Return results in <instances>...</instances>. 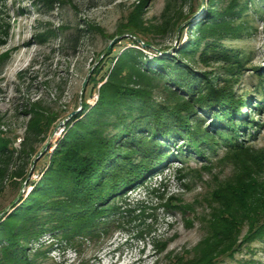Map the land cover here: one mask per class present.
<instances>
[{"label": "rangeland", "instance_id": "374dc122", "mask_svg": "<svg viewBox=\"0 0 264 264\" xmlns=\"http://www.w3.org/2000/svg\"><path fill=\"white\" fill-rule=\"evenodd\" d=\"M167 1L0 0V137L17 148L34 109L32 103L40 99L60 118L38 152L58 126L48 145L54 143L53 151L67 120L81 111L85 96L88 103L96 102L101 83L93 88L90 77L111 48L119 54L129 46L139 47L149 58L177 55L180 46L199 35L198 23L207 18L210 8L238 4L229 15L237 34L233 36L236 30H229L231 34L222 39L244 62L232 83L236 98L244 99L236 120L247 123L238 127V138L231 141L227 134L214 133L205 142L184 143L181 149L171 144L168 152L173 156L117 199L119 209L109 216L105 228L92 235L48 231L33 239L30 247L36 253V264H172L174 255H190L189 251L210 236L207 221L219 206L216 191L233 182L239 171L228 145L241 142L249 154L264 157V0H175L187 16L180 28L147 36L153 41L148 49L145 44L122 39L120 32L133 14L149 26H162ZM77 27L82 36L76 41L72 35ZM189 62L212 77L225 76V62L207 63L198 56ZM202 115L204 127H209L211 116ZM44 154L30 178H40L49 159ZM29 191L26 187L25 195ZM14 196L15 190L7 185L0 196V212ZM245 237L246 228L235 250L220 256L216 264H264V237Z\"/></svg>", "mask_w": 264, "mask_h": 264}, {"label": "trees", "instance_id": "16d2710c", "mask_svg": "<svg viewBox=\"0 0 264 264\" xmlns=\"http://www.w3.org/2000/svg\"><path fill=\"white\" fill-rule=\"evenodd\" d=\"M237 5L210 8L198 23L199 35L180 46L177 55L149 58L145 50L129 46L119 54L111 48L100 59L90 77L93 88L101 83L98 99L90 104L84 97L81 111L67 120L53 151L54 143L46 149L49 159L40 178L31 177L30 191L0 217V264H36L30 243L48 231L92 235L105 228L119 209L117 199L172 157L170 146L200 144L214 133L227 134L231 141L238 138V127L247 123L236 120L244 99L236 98L232 83L244 62L222 42L229 30L237 34L229 18ZM178 6L167 1L162 26H149L133 14L120 32L122 39L141 45L140 37L148 49L153 41L147 36L173 31L187 17ZM80 36L77 27L72 37L77 41ZM196 56L207 63L225 62V76L196 70L189 62ZM32 104L19 146L0 137V196L10 184L17 197L34 156L60 118L42 100ZM204 113L212 118L209 127H204ZM228 146L239 171L233 182L216 191L219 206L207 221L210 236L190 255H174L172 264H216L235 250L245 228V239L264 237V157L249 154L241 142Z\"/></svg>", "mask_w": 264, "mask_h": 264}, {"label": "water", "instance_id": "95a60500", "mask_svg": "<svg viewBox=\"0 0 264 264\" xmlns=\"http://www.w3.org/2000/svg\"><path fill=\"white\" fill-rule=\"evenodd\" d=\"M179 28H180V27H179ZM179 30H180V29H178V32H177V40H178V36H179ZM136 38H137V40H138L140 43L146 45V43H145L140 37H136ZM109 47H110V45L105 49L104 52H106V51L109 49ZM86 83H87V79H85V81H84V83H83L81 98H82V96H83V94H84ZM81 106H82V104H81ZM69 116H70V115H69ZM68 118H69V117H67V118H65L63 121H61V122H60V125L63 124V123L65 122V120L68 119ZM57 129H58V126L54 129V132L52 133L51 137L47 140V142L44 144V146L41 148V150H40V151L37 153V155L35 156V159H34V161H33V163H32V166H31L30 172H29V174H28L26 180L24 181V183H23V185H22V187H21V190H20L18 196H17V197L11 202V204H10L8 207H6L2 212H0V217L4 216V215H5V214L11 209V207H12V206L18 201V199L21 197V195H22L23 192L25 191V188L27 187L28 180L30 179V176H31V174H32V172H33V168H34V165H35L37 159H38L40 156H42V155L44 154V152L46 151V148H47L48 145L50 144V142H51V140H52V138H53L55 132L57 131Z\"/></svg>", "mask_w": 264, "mask_h": 264}]
</instances>
